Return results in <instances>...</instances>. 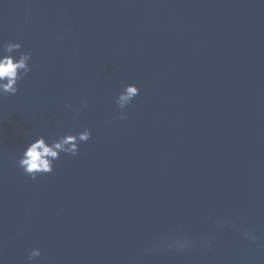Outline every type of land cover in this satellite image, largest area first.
I'll use <instances>...</instances> for the list:
<instances>
[{
    "label": "water",
    "instance_id": "obj_1",
    "mask_svg": "<svg viewBox=\"0 0 264 264\" xmlns=\"http://www.w3.org/2000/svg\"><path fill=\"white\" fill-rule=\"evenodd\" d=\"M9 42L31 72L0 96V264H264V0H0Z\"/></svg>",
    "mask_w": 264,
    "mask_h": 264
},
{
    "label": "clouds",
    "instance_id": "obj_2",
    "mask_svg": "<svg viewBox=\"0 0 264 264\" xmlns=\"http://www.w3.org/2000/svg\"><path fill=\"white\" fill-rule=\"evenodd\" d=\"M22 45L18 42H9L0 46V96H14L18 93V83L31 72L29 61L31 54L24 52L17 58L14 53L20 51ZM139 95V89L135 85H128L118 95L116 105L120 110H124ZM87 107V105H85ZM119 119H126V113L121 111ZM91 138L88 129L75 135L66 134L50 142L41 136L30 142L21 157L17 161V166L29 178L35 180L38 176L49 175L54 171V162L60 158L61 153L78 155L79 144L86 143ZM247 238L255 241L256 236L245 233ZM39 249H33L27 260L29 264L40 257Z\"/></svg>",
    "mask_w": 264,
    "mask_h": 264
}]
</instances>
